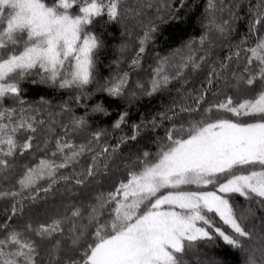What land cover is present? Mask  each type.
<instances>
[{
	"label": "snow or ice",
	"instance_id": "1",
	"mask_svg": "<svg viewBox=\"0 0 264 264\" xmlns=\"http://www.w3.org/2000/svg\"><path fill=\"white\" fill-rule=\"evenodd\" d=\"M198 7L0 0V180L13 181L0 189V264H229L218 240L264 264V0ZM193 17L200 35L156 53L133 86L166 26ZM97 20L120 25L107 76ZM26 81L69 95L29 100ZM107 98L122 107L100 126Z\"/></svg>",
	"mask_w": 264,
	"mask_h": 264
},
{
	"label": "trees",
	"instance_id": "2",
	"mask_svg": "<svg viewBox=\"0 0 264 264\" xmlns=\"http://www.w3.org/2000/svg\"><path fill=\"white\" fill-rule=\"evenodd\" d=\"M134 0H129V3H133ZM206 0H198L199 7L197 9V16L199 12L203 10V6ZM196 17H193V23H190L185 27L181 25L180 27H176L175 24H170L166 26L164 30V35L161 36L155 43L154 46L151 48V55L147 57V59L143 63V70L140 71L139 77L133 76V86L136 79H147V75L151 72V67H155L153 63L152 57L156 53H160L164 55L166 50L169 47H176L178 46L181 39H187L193 35L199 36L200 35V24L195 22ZM95 31L100 33L102 39L104 40L107 47L101 49L98 53V63H97V70L102 76H107L109 74V66L113 69L116 68V64L113 63L118 59L117 50L114 47L116 43H119V36H120V25L118 24H107L102 25L99 20H97L96 25L94 26ZM221 51H226V49H221ZM128 58H130V54H126ZM124 69H127V64H123ZM25 91L28 92L29 100L38 99L40 95H45L46 98L52 100L55 104L57 101L61 100L64 97L69 95V92L64 89H56L53 90L51 88H45L43 86H34L31 85L30 82H25ZM74 94V93H72ZM106 94L97 93L95 99H104ZM168 100V96L165 94L163 96L156 95L154 97H144L142 98L139 104H133L131 106V117L132 119H139L140 113L144 112H156L162 103ZM110 105V113L109 117H96L94 118L95 122H98L100 126L110 125L111 121L115 119L116 113L122 107V104L119 100H114V98H107L106 106ZM83 109H80L82 112ZM131 121H129V125L124 126L125 132H128V128L130 126ZM130 134V133H129ZM116 135H120V133H116ZM35 162L31 159V157H25L18 160L19 165H24L26 163ZM13 181L11 180H0V189L3 188L5 184H11ZM43 195V193H41ZM241 200L243 198H240ZM10 205V200L0 197V213H3L4 208ZM214 249L215 253L221 254L224 259H226L229 264H237L240 262L242 264L243 256L238 250L230 249L229 246L225 245L222 240L216 241L215 245L211 246ZM192 264H195V258L191 257Z\"/></svg>",
	"mask_w": 264,
	"mask_h": 264
}]
</instances>
